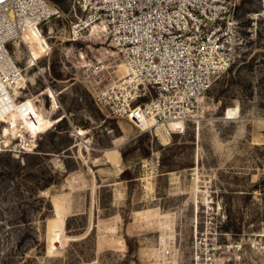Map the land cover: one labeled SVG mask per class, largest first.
<instances>
[{
  "label": "rangeland",
  "instance_id": "374dc122",
  "mask_svg": "<svg viewBox=\"0 0 264 264\" xmlns=\"http://www.w3.org/2000/svg\"><path fill=\"white\" fill-rule=\"evenodd\" d=\"M48 1L64 19L13 47L22 69L38 61L15 90L19 132L0 121V264H264V3L241 0L240 58L164 142L97 105L126 73L117 49L68 41L75 0Z\"/></svg>",
  "mask_w": 264,
  "mask_h": 264
},
{
  "label": "built area",
  "instance_id": "2783aa9c",
  "mask_svg": "<svg viewBox=\"0 0 264 264\" xmlns=\"http://www.w3.org/2000/svg\"><path fill=\"white\" fill-rule=\"evenodd\" d=\"M240 4L241 0H75L68 41L77 42L91 32L109 38L126 76L98 89L97 105L130 122L140 135L170 140L200 122L206 94L240 58L247 43L237 17ZM64 17L48 0H0V81L12 101L14 77L25 76L38 61L31 62L29 55L22 69L14 45L23 44L30 27L43 33L46 24Z\"/></svg>",
  "mask_w": 264,
  "mask_h": 264
},
{
  "label": "bare ground",
  "instance_id": "6f19581e",
  "mask_svg": "<svg viewBox=\"0 0 264 264\" xmlns=\"http://www.w3.org/2000/svg\"><path fill=\"white\" fill-rule=\"evenodd\" d=\"M35 28H36L35 26H32L28 30L25 31L24 36H23V42H24L25 36L32 29H35ZM93 29H97V27L94 26ZM29 55L31 56V62H34L35 60H38V57H37L36 52L30 51ZM92 65L93 64H88V65H85V66L89 67V66H92ZM12 67L15 70L19 71V67L18 66H15L14 64H12ZM121 67L124 68V70L126 72V68H125V65L123 64V62L121 64ZM125 76H126V73H125L124 77ZM124 77H122L121 79H123ZM14 78L16 79V83H15L16 85L13 87L14 88V90H13L14 91V95L16 97V100L15 101H12L9 98V94L6 93L7 88H6L5 84L0 81V118H1L0 121L4 125H8V128H6V130H5V134H8V133L16 134L17 132H19V126H20V124L17 123V119H16V117H17V108H18L17 107V102H18L17 99H18V97H17V94H15V90H17V88L20 87L18 89V91L19 92H22L26 88V86H27V81L31 83V78L28 79L23 74H19L18 76H15ZM121 79H119V80H121ZM56 106H57V103L54 102L53 109H56L55 108ZM54 111L55 110H53L52 112H54ZM29 113L31 114V111ZM236 115H237V111L236 110H231V111H229V112L226 113V118L229 119V120H231V119H234L236 117ZM38 120H40V116L36 115V119L34 120V123L36 124ZM21 126H23V125H21ZM3 130L0 133V142H1L0 143V148L2 147V145L4 143H6V141L8 140V138L11 136V135H9V137H8L7 135H4ZM79 134H81V132H79ZM162 140L164 142H168V138H166V137H163Z\"/></svg>",
  "mask_w": 264,
  "mask_h": 264
}]
</instances>
